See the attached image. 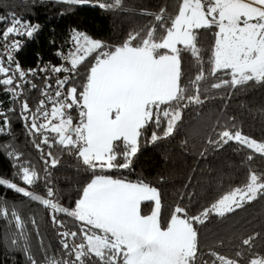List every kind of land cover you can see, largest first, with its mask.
<instances>
[{
    "label": "snow or ice",
    "instance_id": "snow-or-ice-1",
    "mask_svg": "<svg viewBox=\"0 0 264 264\" xmlns=\"http://www.w3.org/2000/svg\"><path fill=\"white\" fill-rule=\"evenodd\" d=\"M53 2L70 7L88 5L107 11H126L122 0ZM139 14L150 16L152 21L131 30L125 41L112 49L101 40L72 29L67 53L56 52L69 66L49 63L22 70L11 55L6 57L9 66H5L4 51L0 49V89L19 97L25 84L30 89L37 87L29 76L44 74L42 95L58 105L49 112L45 100H40L33 111L26 101L19 102L18 116L27 122L26 130L30 135L42 137L34 146L43 153L42 145L49 148L59 145L78 161L81 171L90 174L80 189L79 199L69 208L59 202L53 187L50 169L57 167L60 160L52 151L40 157L43 175L31 162L21 161L20 156L9 152L10 158L16 161V175L13 180L0 178V187L22 194L29 202H38L49 210L50 220L58 229L59 248L50 250L41 238L43 260L37 259L27 243V222L15 205H9L6 198L0 196V219L5 220L10 230H18L12 233L11 244L25 253L27 264H264V252H258L256 246L260 233L242 238L233 255L226 256L215 249L205 253L197 227L213 215L227 218L264 198V172L250 168L245 182L221 195L199 214H190L186 206H176L166 226L160 222L162 194L158 188L142 180L131 182L100 174L112 170L131 171L146 129L149 126L156 129L146 143L155 144L173 137L180 130L186 109H199L208 99L217 98L210 94L212 90L234 92L250 83L264 85V0H179L175 14L167 13L163 7L158 13L143 10ZM0 24L8 25L0 32V43L5 45L10 38H31L39 30V25H32L14 13L0 15ZM202 30L213 35L206 60L200 45ZM11 47L19 51L20 40L12 41ZM93 54L95 62L82 90H78L72 84V77ZM185 54L193 58L191 66L195 74L192 76L183 67ZM60 73L68 75L56 76L53 99L47 89L52 87L49 82L53 75ZM211 78H215V82L208 83ZM70 84L72 86L66 87ZM71 110H78L79 120L75 125ZM7 112L17 113V109L10 108ZM7 112L0 111V134H5L11 122ZM57 118L59 123H53ZM216 125L219 130L214 128V135L207 141L212 149L219 150L235 142L239 146L237 151L249 150L248 161L257 155L264 159V140L243 133L234 117L225 113L223 118L217 117ZM45 132L54 133L55 138L50 141ZM183 143L186 145V141ZM206 152L207 149L201 155ZM15 179L22 184L18 185ZM38 182L44 184L45 195L30 190ZM145 202L154 205L148 215L142 214ZM62 216L79 222L78 231L65 230ZM31 223L39 237V225L34 218ZM78 236L80 242L77 243ZM219 246H224L223 241ZM205 255L209 258L205 259Z\"/></svg>",
    "mask_w": 264,
    "mask_h": 264
},
{
    "label": "trees",
    "instance_id": "trees-1",
    "mask_svg": "<svg viewBox=\"0 0 264 264\" xmlns=\"http://www.w3.org/2000/svg\"><path fill=\"white\" fill-rule=\"evenodd\" d=\"M178 3L179 0H122V7L126 11H107L88 5L70 7L54 3L53 0H0V15L8 16L14 13L17 17L39 25L35 38L27 41L19 56L23 64L34 65L39 57L55 58L56 47L64 41L72 29H78L92 38L99 39L112 49L120 46L131 30L143 27L152 21L150 16L140 15L141 11L158 13L163 7L166 8L167 13L175 14ZM200 45L206 60L209 56L208 50L213 45L211 32L201 31ZM192 60L189 55H184L183 67L190 76L195 74V68L191 66ZM94 62L95 54L88 57L78 67V74L72 77V84L78 90H82V85L86 83V76ZM5 66H9L6 58ZM207 67L208 65L205 64V68ZM219 75L223 76V73ZM28 79L37 87L30 89L29 85L25 84L21 90L23 94L19 97L10 96L0 89V102H2L0 111L17 109V113L7 112L11 122L5 129V134H0V145L4 146L0 148V177L13 180L16 175L14 168L16 161L10 158L9 152L20 156L21 161L31 162L43 175L44 165L40 157L52 151L60 160L57 167L50 169L57 199L64 206L71 208L79 199L80 189L86 184L90 174L81 171L77 167L78 161L68 155L61 146L53 144L49 148L47 145H42L43 153L34 146L42 137L30 135L26 130L27 122L22 121L18 116L19 102L26 101L31 110H36L40 100H44L45 97L42 95L45 88L44 74ZM211 82H215V78L208 81ZM210 94L217 98L208 99L199 109L189 107L184 111L180 130L173 137L161 139L155 144L146 143L151 132L156 130L154 126H149L144 132L142 146L134 158L135 163L131 171L112 170L100 173L131 182L142 180L158 188L162 194L160 222L164 226L170 221L176 206H186L190 214H199L204 207L209 206L221 195L245 182L250 168L264 172V159L257 155L255 159L248 161L246 155L249 150L237 151L239 146L235 142H230L219 150L212 149L207 143L214 135L213 129L219 130V126L216 125L217 117L223 118L225 113L235 118L237 127L243 133L257 140H264V85L250 83L242 90L233 92L229 89H219L212 90ZM13 101L17 102L13 103ZM72 118L75 125L79 120L77 111H73ZM44 134L50 137V141L55 138L54 133ZM185 141L186 145L183 143ZM205 149L207 152L202 156L201 152ZM15 182L18 185L22 184L19 179H15ZM30 190L38 195L46 193L42 182L34 184ZM0 196L5 197L9 205H15L18 213L27 222V243L37 259L43 260L40 250L41 238L45 245L50 246V250L55 251L59 248L58 229L50 220L49 210L44 209L38 202H29V198L3 187H0ZM152 208V202L143 203L142 214L148 215ZM32 218L39 225V237L31 223ZM61 218L64 220L65 230L78 231L79 222L74 223L72 218L67 216ZM197 227L200 246L205 253L215 249L218 253L232 256L241 239L254 232L261 234V239L256 241L257 251L264 252V198L246 205L227 218L213 215L205 224ZM17 231L15 228L10 230L5 220L0 219V264H27L25 253L11 244L12 233ZM221 241L224 246H219ZM76 242H80L79 236ZM20 243L23 244L24 241L21 240ZM208 258L205 255V259Z\"/></svg>",
    "mask_w": 264,
    "mask_h": 264
},
{
    "label": "built area",
    "instance_id": "built-area-1",
    "mask_svg": "<svg viewBox=\"0 0 264 264\" xmlns=\"http://www.w3.org/2000/svg\"><path fill=\"white\" fill-rule=\"evenodd\" d=\"M25 20V19H24ZM25 21H30V20H25ZM31 22V21H30ZM32 25H35L31 22ZM7 27V26H6ZM6 27H2V25L0 24V32H2ZM40 28V27H39ZM70 35H71V32L69 33V35L64 39L63 42H60L59 45L56 47V52L58 50H63V52L66 54L67 51L69 50L70 48ZM36 36V33H34L33 37L31 38H25V37H13V38H10V42L9 44L5 45L3 43H0V49H3L4 51V57L6 58L7 56L11 55V56H14L15 58V62L19 63L22 67V70H29V69H36L39 66H43L44 64H51L52 66H59L61 65V63H64L65 66H69L67 61H62V59L60 57H58L56 55V52H55V58L53 59H47V58H42V57H39V60L36 62V64L34 65H28V64H23L20 60V51L21 49L26 45L27 41L32 39V38H35ZM16 39H19L20 40V43L22 45V47L20 48L19 51H16L15 49H13L11 47V42L16 40ZM14 67V65H13ZM43 74H38L37 77H40L42 76ZM49 75H52V74H49ZM65 75H68L66 73H60V74H55L53 75V78L52 80L49 82L50 84H52V87L51 88H48L47 89V92L49 95H52L53 96V99H55L54 97V92L56 91V87H55V78L56 76H59L60 78H63ZM29 77H33V76H29ZM67 87V86H66ZM45 90V88H44ZM44 100H45V107L46 109L50 112L51 111V108L53 106H58V105H53L51 102L47 101V99L44 97ZM63 111L65 112H68L69 110L67 109H64ZM73 111L74 110H71V115H73ZM78 112V110H75ZM38 122H47V121H38Z\"/></svg>",
    "mask_w": 264,
    "mask_h": 264
},
{
    "label": "rangeland",
    "instance_id": "rangeland-1",
    "mask_svg": "<svg viewBox=\"0 0 264 264\" xmlns=\"http://www.w3.org/2000/svg\"><path fill=\"white\" fill-rule=\"evenodd\" d=\"M178 46H180V45H178ZM53 123H59V119L57 118V120H55V121H53ZM0 178H2V177H0ZM227 194V193H226ZM154 207V206H153ZM151 212V211H150ZM150 214V213H149Z\"/></svg>",
    "mask_w": 264,
    "mask_h": 264
},
{
    "label": "crops",
    "instance_id": "crops-1",
    "mask_svg": "<svg viewBox=\"0 0 264 264\" xmlns=\"http://www.w3.org/2000/svg\"><path fill=\"white\" fill-rule=\"evenodd\" d=\"M154 206V205H153Z\"/></svg>",
    "mask_w": 264,
    "mask_h": 264
}]
</instances>
